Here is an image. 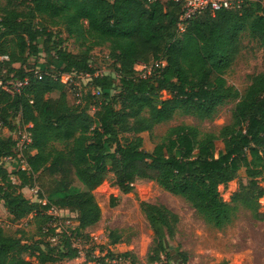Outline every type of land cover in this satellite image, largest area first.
<instances>
[{
  "label": "trees",
  "instance_id": "obj_1",
  "mask_svg": "<svg viewBox=\"0 0 264 264\" xmlns=\"http://www.w3.org/2000/svg\"><path fill=\"white\" fill-rule=\"evenodd\" d=\"M183 9L184 3L175 0H6L0 14V55L8 59H0V79L29 77V84L17 93L0 86V122L10 132L29 125L32 142L24 151L27 168L10 169L1 162L15 155L16 140L0 133V200L14 221L30 219L41 238L7 234L0 224V264H33L34 259L37 264H64L78 258V239L102 218L94 190L109 172L123 193L132 192L138 178L156 181L217 228L232 222L240 201L239 193L225 201L219 185L244 173L258 190L256 198L263 196L258 178L264 174V72L252 76L242 94L224 75L241 52L243 35L264 48V2H245L240 10H205L180 33ZM49 25L62 26L85 49L67 50L66 38ZM102 45L118 65L117 94L111 92L114 76L98 73L92 64L90 51ZM41 49L53 57L59 74L91 75L92 104L82 109L74 105L59 74H35L26 66ZM138 62L154 65L146 77L138 75ZM92 87L100 94H93ZM53 92L58 96H50ZM231 100H238L232 120L218 132L181 123L154 141L155 126L177 112L210 119ZM42 173L54 181L46 194L40 187L45 204L23 192L37 185L34 176ZM52 207L75 215L55 216L49 212ZM140 208L153 233L148 262L173 264L175 254L187 264L188 255L167 243L176 242L178 214L158 202L141 201ZM256 214L263 217L264 207L258 206ZM109 239L110 244L121 241L115 230ZM90 258L94 262L87 264H108L115 258L121 259L119 264L123 258L136 264L131 252L121 258L107 250Z\"/></svg>",
  "mask_w": 264,
  "mask_h": 264
},
{
  "label": "rangeland",
  "instance_id": "obj_2",
  "mask_svg": "<svg viewBox=\"0 0 264 264\" xmlns=\"http://www.w3.org/2000/svg\"><path fill=\"white\" fill-rule=\"evenodd\" d=\"M162 1L165 2L166 0ZM253 1L256 0H245L246 4ZM5 5L6 0H0V14L1 8ZM45 21L43 20V22ZM49 28L54 31L60 30L61 35L66 38L64 47L67 50L80 53L85 49V45L80 46L75 42L62 26L49 25ZM241 44V52L226 70L224 76L228 84L235 86L242 94L251 82V77L264 72V48L257 40L251 39L247 35L242 36ZM90 55L92 64L98 73L114 76V87L111 92L117 94L121 89L116 72L118 65L111 56L108 46H96L90 51ZM53 61V57L41 49L38 56L28 59L26 66L33 70H51L52 73L58 75L59 70L53 67ZM153 67L154 65L143 62H138L135 65L139 73H149ZM61 79L65 83L67 81L66 75H62ZM65 90L70 102L81 109L88 102L93 103V99L88 96L91 86L84 75L71 74L70 83H65ZM161 94L162 99L168 97L166 91H162ZM50 96L57 97L58 92H53ZM237 101L231 100L219 106L215 115L205 120L177 112L169 122L155 126L154 141H160L170 126L181 123L196 125L204 131L218 132L232 120V110ZM87 110L91 114L94 112L93 107H89ZM14 122L18 126L20 125L18 117L14 119ZM0 133L5 137L12 135L7 128ZM13 136H15L14 133ZM2 163L10 169L15 167V164H10L7 161ZM108 164L111 165L112 162L108 161ZM34 178L45 194L47 188L54 183L53 179L46 173L35 174ZM114 180V173L109 172L103 184L94 190L96 200L102 210V218L97 225L87 230V236L78 239L77 245L82 248L81 255L76 259L65 261L64 264L93 263L94 259L90 256L94 253L104 255L107 250H112L115 255L121 258L125 252H131L136 264H159L157 262L150 263L147 260L154 242L152 230L140 208L141 201L164 204L178 214L176 242L168 239L167 243L172 249L178 245L180 250L188 255L187 264H215L224 260L228 261L229 264H264V216L259 217L256 214L258 206L264 207V194L256 198L258 190L250 187V179L244 173H239L233 180L219 185V191L225 201H231L236 193L240 194L237 213L232 222L223 228H217L207 223L188 201L165 190L154 180L138 178L135 181L134 190L129 193L121 192L118 186L114 184ZM258 182L264 189V174L258 178ZM23 192L27 197L34 199L27 187L23 189ZM112 198H115L114 205ZM60 214L65 217L75 215L67 210H63ZM12 218L4 207L3 201L0 200V224L7 234L31 238L28 239L29 241L41 238L30 219L14 221ZM70 222L67 221V223ZM111 230H115L116 234L120 235L121 241L119 243L110 244L109 233ZM44 238L42 237V240H47ZM178 257L173 255L171 258L173 264H182ZM129 262L130 260L123 258L121 264ZM33 264H37L35 259Z\"/></svg>",
  "mask_w": 264,
  "mask_h": 264
},
{
  "label": "built area",
  "instance_id": "obj_3",
  "mask_svg": "<svg viewBox=\"0 0 264 264\" xmlns=\"http://www.w3.org/2000/svg\"><path fill=\"white\" fill-rule=\"evenodd\" d=\"M175 1H182L184 3V9L182 12V15L180 17V22L178 23V31L181 33L185 30L187 23L189 20L193 17L198 16L199 14L203 13L205 10H209L212 13H215L218 10L221 9H232V10H239L242 8V6L245 3V0H175ZM0 59H8L7 55H0ZM136 69V68H135ZM151 71V70H150ZM35 74H39V70L34 71ZM67 77V81L65 83H70L71 74L70 73H64ZM60 74V79L62 75ZM81 75H84L85 78L88 79V82L90 81L91 75L88 73H79ZM150 72H144V73H138V75L146 77ZM73 78V76H72ZM62 81V79H61ZM63 82V81H62ZM29 84V77H24L23 79L19 78H11L8 81L4 82L2 79H0V86L4 88L5 90L11 92V93H17L21 92L25 86ZM92 93L99 95L100 89L92 87ZM29 125H22L17 127V129L14 132H11V136L16 140L15 145V155L14 156H8L3 159V161H7L10 164H15V167H12L11 169H17L27 168L26 160L24 159V151L28 148L29 144L32 142V135L29 131ZM6 128L2 125L0 122V130L3 131ZM13 133L15 136H13ZM2 161V162H3ZM1 162V163H2ZM12 181L14 182L16 180L15 176H11ZM28 190L31 192V194L34 196L30 198L32 201H38L45 204L47 202L46 199L40 197V187L35 185L31 187H27ZM29 198V197H28ZM63 210L59 209L57 207H52L49 212L55 216H61V212ZM119 258L112 259L108 261V264H119L120 263Z\"/></svg>",
  "mask_w": 264,
  "mask_h": 264
}]
</instances>
